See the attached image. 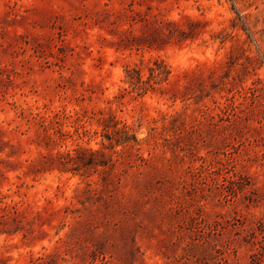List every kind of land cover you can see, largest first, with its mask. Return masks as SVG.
I'll list each match as a JSON object with an SVG mask.
<instances>
[{
    "label": "rangeland",
    "instance_id": "rangeland-1",
    "mask_svg": "<svg viewBox=\"0 0 264 264\" xmlns=\"http://www.w3.org/2000/svg\"><path fill=\"white\" fill-rule=\"evenodd\" d=\"M0 264H264V0H0Z\"/></svg>",
    "mask_w": 264,
    "mask_h": 264
},
{
    "label": "trees",
    "instance_id": "trees-1",
    "mask_svg": "<svg viewBox=\"0 0 264 264\" xmlns=\"http://www.w3.org/2000/svg\"><path fill=\"white\" fill-rule=\"evenodd\" d=\"M152 71H154V70L152 69ZM132 78H134V77H132ZM137 79H138V81H140V82L142 81L140 76L137 77ZM123 130H124L125 132H128V130L126 129V126H124V129H123ZM134 138H135V140H137V139H136V136H134ZM96 152H97V151H95V152H93V153H96Z\"/></svg>",
    "mask_w": 264,
    "mask_h": 264
}]
</instances>
